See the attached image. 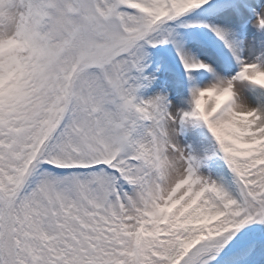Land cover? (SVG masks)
<instances>
[{
  "label": "snow or ice",
  "instance_id": "snow-or-ice-1",
  "mask_svg": "<svg viewBox=\"0 0 264 264\" xmlns=\"http://www.w3.org/2000/svg\"><path fill=\"white\" fill-rule=\"evenodd\" d=\"M0 264H264V0H0Z\"/></svg>",
  "mask_w": 264,
  "mask_h": 264
}]
</instances>
